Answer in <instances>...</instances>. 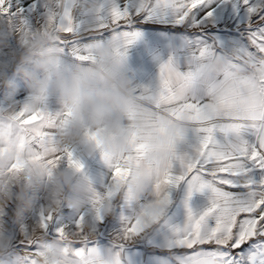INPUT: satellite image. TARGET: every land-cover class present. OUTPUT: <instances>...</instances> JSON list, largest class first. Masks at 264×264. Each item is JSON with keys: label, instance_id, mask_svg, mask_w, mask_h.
Instances as JSON below:
<instances>
[{"label": "snow or ice", "instance_id": "1", "mask_svg": "<svg viewBox=\"0 0 264 264\" xmlns=\"http://www.w3.org/2000/svg\"><path fill=\"white\" fill-rule=\"evenodd\" d=\"M5 6L6 14L24 29L52 27L63 33L58 53L80 64L95 62L112 40L120 42L123 60L127 46L142 35L136 29L146 24L171 26L187 36L185 69L170 58L160 65L158 87L139 91L154 92L157 110L198 133L192 154H179L177 143L169 144L167 158L152 172L155 200L168 206L169 190L184 183L189 198L210 193V206L193 212L185 200L183 228L153 223L141 211L122 215L112 247L102 249L96 239L85 240L75 251L79 264H125V250L133 241L151 245L143 249L148 264H264V0H99L98 14L91 17L84 8L78 11L74 0H0V11ZM218 11L226 13L224 22ZM15 101L22 106L21 122L14 133L0 129V141L14 135L18 147L43 162L49 174L63 161L81 171L83 164L74 152L57 144L56 128L66 113L34 109L30 96ZM143 152L144 145L137 144L132 155L120 160L102 154L112 169V182L89 202L94 220L80 213L64 223L61 210L43 204L31 222H9L18 234V246L32 250L24 238L37 227L62 237L68 230L80 234L87 221L97 236L105 218L103 204L113 205L121 196V185ZM176 165L180 174L173 172Z\"/></svg>", "mask_w": 264, "mask_h": 264}, {"label": "clouds", "instance_id": "2", "mask_svg": "<svg viewBox=\"0 0 264 264\" xmlns=\"http://www.w3.org/2000/svg\"><path fill=\"white\" fill-rule=\"evenodd\" d=\"M84 6L81 0L74 3V7ZM98 9L99 0H87L90 17L97 15ZM10 35V30L0 28V52L7 48ZM62 36L63 33L52 27L22 36V51L14 71L38 98L33 107L42 106L44 101L40 96L46 86L50 95L57 96L66 113L56 128L59 147L89 157L99 150L116 161L132 155L137 144L144 145L139 165H132L131 175L120 189L130 203L138 202L153 187L152 172L167 158L169 144L178 143L188 125L157 110L154 92L139 91L123 68L118 40L108 42L98 52L95 62L78 65L69 72L57 51V42ZM9 69L7 61L0 59V89L15 88ZM90 132L95 134L94 139L89 137ZM20 160L24 163L23 172L9 173L8 169ZM49 171L41 162L24 159L14 148L0 152V205L15 199L21 211H28L43 196L54 208L63 202L81 210L93 198L94 193L80 171L60 166L51 170V176ZM14 187L18 191L14 192ZM166 210L167 206L152 200L144 204L141 216L159 223ZM102 213L105 217L111 215L113 205L106 201ZM85 235H95L88 224H85ZM10 244L6 236L0 235V264ZM38 264H52L50 254L42 252Z\"/></svg>", "mask_w": 264, "mask_h": 264}, {"label": "crops", "instance_id": "3", "mask_svg": "<svg viewBox=\"0 0 264 264\" xmlns=\"http://www.w3.org/2000/svg\"><path fill=\"white\" fill-rule=\"evenodd\" d=\"M75 2L76 0H74V3ZM81 2L85 6L77 7L78 11L80 8L86 9L87 0H81ZM4 12L6 17L0 20V28L5 31L10 30L11 35L8 37L7 48L3 52H0V59L7 61L10 65L9 77L15 84L14 89H0V129L7 134L9 132L14 133L17 125L21 122L22 106L15 100L24 101L30 96L31 104L33 106L36 99H38L33 95L30 89L25 87L19 73L14 71L17 67V58L22 51V45L20 43L21 37L29 33L35 34L44 31L45 29H24L14 16L6 14L7 6L4 8ZM218 15L221 17L222 22H224L226 13L218 11ZM136 30L140 31L142 35L137 41L127 46L126 56L122 60L123 68L138 88L155 90L159 84V69L162 63L167 62L171 58L175 60L180 70L185 69L188 56L185 47L187 36L186 33L179 29L160 23L146 24ZM61 58L64 67L69 72H71L76 66L82 65L71 57L61 56ZM40 98L43 99L44 102L42 106L38 108L49 107L54 112L65 113L58 103L57 96L49 94L48 86L42 89ZM33 108L35 109V107ZM198 144V133L192 126H188L183 138L176 144V150L179 154H192ZM8 148H14L24 159L34 161L29 156L26 148L21 150L18 147L14 135L0 141V152L5 151ZM74 154L83 164V169L80 171V175L86 178L93 193L103 195L112 182V169L105 162L102 153L97 150L90 157L83 156L79 152H74ZM41 163L43 164V162ZM17 165H21L22 167L17 170ZM59 166L67 167V162L63 161ZM23 169L24 163L23 160H20L17 163H14L8 171L9 173L20 174L23 172ZM173 172L174 174H180L178 165L174 166ZM48 175L51 176L49 173ZM169 196L170 204L167 206L166 215L163 221H161L162 223L166 221L167 226L169 227L183 228L186 225L187 207L185 206V200L188 201V207H191L193 212H202L210 206V193H193L189 198L187 185L184 183L171 188L169 190ZM155 199L156 197L153 187H151L146 194L141 196L138 202L126 204L122 195L118 197L113 202V213L104 218L102 225H98L101 238H96V243L99 247L102 249H109L112 247V235L115 232H119L122 228V215L131 217L133 214L139 213L142 210V205ZM61 203L64 208L61 213L64 223L75 221L80 213H85L87 219L90 221L94 220V211L90 203L81 210L72 209L66 203ZM85 224H88V222L86 221ZM85 224L83 226V231L80 234H73V239L78 241L64 247V258L70 256L69 264H79V258L75 255L76 249L85 240H94L91 239L93 237H87L85 235ZM166 230L167 229H165V231ZM146 247H151V245L146 242H131L125 250V264H148V257L145 256L143 251ZM55 249L56 248L53 247L52 254H54Z\"/></svg>", "mask_w": 264, "mask_h": 264}, {"label": "rangeland", "instance_id": "4", "mask_svg": "<svg viewBox=\"0 0 264 264\" xmlns=\"http://www.w3.org/2000/svg\"><path fill=\"white\" fill-rule=\"evenodd\" d=\"M13 190L14 192L18 191V188L14 187ZM43 204H46L54 212L61 210L60 215L64 210L62 203H60L58 208H54L50 206L48 200L43 196H40L28 211H21L18 206V202L15 199L5 205H0V235L6 236L11 242L10 248L6 253V257L2 264H24L25 260L28 261V264H38V257L44 251L50 254L52 264H69L70 256L64 258V247L78 241L73 239L74 236L71 230H68L62 237H57L47 235L37 227L24 238V244H30L32 246V250H29L27 247L18 246V234L13 232L12 228L9 226L10 221L14 222L17 226L22 225L26 218H28L29 222H31L36 218V213ZM116 233L118 232H115L112 235L113 238ZM96 238H101L99 232L97 236L94 235L91 239ZM53 245H55L56 248L54 254H52ZM58 255L60 259H57Z\"/></svg>", "mask_w": 264, "mask_h": 264}, {"label": "built area", "instance_id": "5", "mask_svg": "<svg viewBox=\"0 0 264 264\" xmlns=\"http://www.w3.org/2000/svg\"><path fill=\"white\" fill-rule=\"evenodd\" d=\"M6 16H5V12H4V9L3 11H0V20L4 19Z\"/></svg>", "mask_w": 264, "mask_h": 264}]
</instances>
